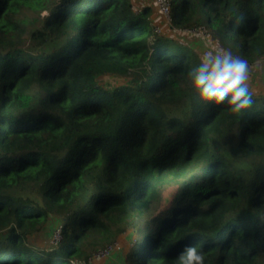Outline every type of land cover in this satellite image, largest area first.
<instances>
[{
  "label": "trees",
  "instance_id": "16d2710c",
  "mask_svg": "<svg viewBox=\"0 0 264 264\" xmlns=\"http://www.w3.org/2000/svg\"><path fill=\"white\" fill-rule=\"evenodd\" d=\"M151 14L0 0V264H82L128 231L129 264H264V93ZM170 16L264 59V0H171ZM51 215L61 239L44 246Z\"/></svg>",
  "mask_w": 264,
  "mask_h": 264
},
{
  "label": "rangeland",
  "instance_id": "374dc122",
  "mask_svg": "<svg viewBox=\"0 0 264 264\" xmlns=\"http://www.w3.org/2000/svg\"><path fill=\"white\" fill-rule=\"evenodd\" d=\"M134 6L138 9L142 6H149L152 10L151 16H153L154 24H162L161 18L158 14H154V6L151 0H131ZM46 10L40 11V16L46 15ZM155 15V16H154ZM168 33L171 37L181 40V42L191 46L200 57H202V51L207 48V43L205 41H200L197 37L193 35L181 34L172 30L169 25H163L162 31ZM202 42V43H201ZM199 45H198V44ZM206 65L212 70L223 75H227L238 79L244 85L250 87L255 93H264V59H260L255 62L250 63H239L233 60L230 55L223 49L213 46L210 49L209 57H202ZM102 79V76L100 77ZM106 83L110 85L120 84L126 82L125 78L119 80H113L111 75H106L103 78ZM227 157L232 159V166L236 169H242L246 176H250L252 173V166L242 160H235L232 158L231 154L228 153L224 148L222 150ZM56 216L51 215L48 221L45 223L42 231L37 235V240L44 246L52 244L53 233L56 229H59V225L55 222ZM120 244L119 252L111 255V257L106 258L95 264H129V249L134 241V235L132 231H128L120 236L116 240ZM141 244V242H140Z\"/></svg>",
  "mask_w": 264,
  "mask_h": 264
},
{
  "label": "built area",
  "instance_id": "2783aa9c",
  "mask_svg": "<svg viewBox=\"0 0 264 264\" xmlns=\"http://www.w3.org/2000/svg\"><path fill=\"white\" fill-rule=\"evenodd\" d=\"M152 5L155 7V10L159 17L161 18L162 24H153V31L155 33H160L162 31L163 25H169L173 31L193 35L197 37V39L201 41H205L207 43V48L202 51V57H209L210 49L215 46L214 43L207 37V35L200 30L194 27H183V26H175L171 23V16H170V8H171V0H151ZM53 241L52 244H56L61 239V231L60 229H56L53 233ZM120 244L117 241L113 243H109L105 245L103 248L98 249L91 255L87 257L85 262L82 264H95L98 263L106 258L111 257V255L119 252Z\"/></svg>",
  "mask_w": 264,
  "mask_h": 264
},
{
  "label": "crops",
  "instance_id": "0c3cea01",
  "mask_svg": "<svg viewBox=\"0 0 264 264\" xmlns=\"http://www.w3.org/2000/svg\"><path fill=\"white\" fill-rule=\"evenodd\" d=\"M201 41V40H200ZM202 43V42H201ZM198 44V43H197ZM199 45V44H198Z\"/></svg>",
  "mask_w": 264,
  "mask_h": 264
},
{
  "label": "clouds",
  "instance_id": "9594fccd",
  "mask_svg": "<svg viewBox=\"0 0 264 264\" xmlns=\"http://www.w3.org/2000/svg\"><path fill=\"white\" fill-rule=\"evenodd\" d=\"M239 62V61H238ZM239 63H241V62H239Z\"/></svg>",
  "mask_w": 264,
  "mask_h": 264
}]
</instances>
